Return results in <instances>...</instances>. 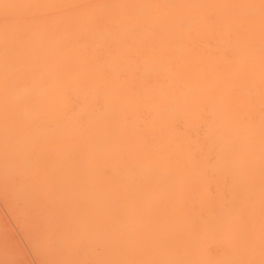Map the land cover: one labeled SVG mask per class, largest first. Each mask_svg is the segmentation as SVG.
I'll return each mask as SVG.
<instances>
[{
	"label": "bare ground",
	"instance_id": "1",
	"mask_svg": "<svg viewBox=\"0 0 264 264\" xmlns=\"http://www.w3.org/2000/svg\"><path fill=\"white\" fill-rule=\"evenodd\" d=\"M0 198L42 264H264V0H0Z\"/></svg>",
	"mask_w": 264,
	"mask_h": 264
},
{
	"label": "rangeland",
	"instance_id": "2",
	"mask_svg": "<svg viewBox=\"0 0 264 264\" xmlns=\"http://www.w3.org/2000/svg\"><path fill=\"white\" fill-rule=\"evenodd\" d=\"M0 227H1L0 228V250H1L0 251V264H11V263L12 264H42L43 262L42 256L40 255L41 258H39L38 255L36 256L37 253L35 254L34 251H32V248H31L32 245L29 244V242L27 241V238H25L26 234L23 233L24 230L20 228L19 223L16 222L14 217H12V214H10V212L8 211V207L6 203L1 198H0ZM1 254L4 255V256L2 255L3 258L1 257ZM40 259H42L41 263H40Z\"/></svg>",
	"mask_w": 264,
	"mask_h": 264
}]
</instances>
